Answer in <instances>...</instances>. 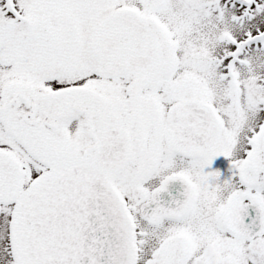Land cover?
Wrapping results in <instances>:
<instances>
[{"label": "snow or ice", "instance_id": "snow-or-ice-1", "mask_svg": "<svg viewBox=\"0 0 264 264\" xmlns=\"http://www.w3.org/2000/svg\"><path fill=\"white\" fill-rule=\"evenodd\" d=\"M0 264H264V0H0Z\"/></svg>", "mask_w": 264, "mask_h": 264}]
</instances>
